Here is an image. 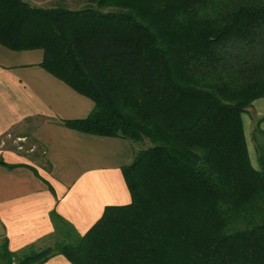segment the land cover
<instances>
[{"label":"trees","instance_id":"1","mask_svg":"<svg viewBox=\"0 0 264 264\" xmlns=\"http://www.w3.org/2000/svg\"><path fill=\"white\" fill-rule=\"evenodd\" d=\"M74 1L0 0V45L91 99L68 128L145 146L130 203L82 236L54 217L51 249L5 243L3 264H264V148L254 168L241 120L264 98V0Z\"/></svg>","mask_w":264,"mask_h":264},{"label":"crops","instance_id":"2","mask_svg":"<svg viewBox=\"0 0 264 264\" xmlns=\"http://www.w3.org/2000/svg\"><path fill=\"white\" fill-rule=\"evenodd\" d=\"M43 51L0 45V140L19 135L35 154L0 149V250H42L55 236L54 217L70 235H84L108 206L130 203L121 168L139 151L122 138L90 135L64 122L85 119L94 104L42 66ZM251 165L255 137L264 141V98L241 117ZM36 149V150H35ZM41 264H72L53 255Z\"/></svg>","mask_w":264,"mask_h":264},{"label":"rangeland","instance_id":"3","mask_svg":"<svg viewBox=\"0 0 264 264\" xmlns=\"http://www.w3.org/2000/svg\"><path fill=\"white\" fill-rule=\"evenodd\" d=\"M29 2L33 5L36 6H41V7H49V5H59V6H64V2L65 4L70 7V8H78L80 6V4L82 5V3H76L74 0H64V2H61V0H29ZM80 2V1H79ZM79 9V8H78ZM21 134L18 133H13V134H9L7 136H5L4 138H2L0 140V149L1 148H7V147H15L16 151L21 150V152H27L30 155L31 154H35V151L33 150V148H30L29 145H27L25 143L24 140H22L23 138H20ZM255 147H259V145L264 146V141L262 138L260 137H255ZM135 148L141 150L143 149L145 146L142 145V143H134ZM36 150V149H35ZM53 247V242H51V240L47 241V244H45L42 248V250H46V249H51ZM42 250H39L42 251ZM1 255H2V250H0V264H3L2 260H1ZM26 255V254H24ZM23 254H19L18 257L19 259L24 258Z\"/></svg>","mask_w":264,"mask_h":264}]
</instances>
